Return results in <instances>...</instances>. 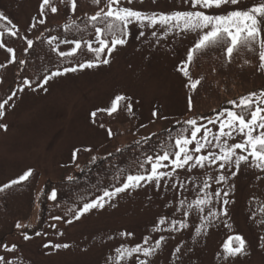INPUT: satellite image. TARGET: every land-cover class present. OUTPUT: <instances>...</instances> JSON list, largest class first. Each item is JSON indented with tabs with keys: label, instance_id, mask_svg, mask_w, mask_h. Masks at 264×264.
I'll use <instances>...</instances> for the list:
<instances>
[{
	"label": "rangeland",
	"instance_id": "rangeland-1",
	"mask_svg": "<svg viewBox=\"0 0 264 264\" xmlns=\"http://www.w3.org/2000/svg\"><path fill=\"white\" fill-rule=\"evenodd\" d=\"M41 2L0 0V13L7 17L0 23L8 21L7 25H15L23 38L31 39L30 26L33 17H40ZM259 2L238 0L237 5L219 9H192L190 2L185 3V0H133L131 4L121 0V5L147 13L202 10L209 15H223L231 10H246ZM67 4L68 0H65L64 6L61 5L63 11H69ZM154 30L156 36L151 35L153 29L134 22L126 30L127 43L117 46L109 64L54 77L44 85L47 92L37 85L17 92L10 102L14 107L6 106L5 115L0 119V123L7 125V131L0 130V185L18 178L30 168L39 172L40 183L46 179L69 178L73 151L77 147H99V151L106 154L127 141L139 140L162 130L185 115L189 101L177 65L186 60L198 34L173 30L165 36L159 25ZM142 31L143 36L140 35ZM92 33L94 35L89 38L94 40L95 31ZM57 44L60 51L74 47L60 43V39L52 43L54 47ZM6 48H0V65L11 59ZM94 59V54L84 50L78 61L69 67ZM19 87L24 86L20 84ZM33 88L37 90L33 91ZM118 94L130 98L138 128L128 136L110 138L105 127L92 123L90 114L96 109L109 108ZM154 111L158 113L156 117ZM208 127L217 131L213 125ZM241 139L237 136L229 142H240ZM208 151L218 149L209 147L202 154ZM229 168L236 171L234 164L226 165L223 170H218L217 165L203 169L196 167L191 171L178 169L176 176L161 181L159 189L153 183L119 193L103 208L91 209L71 223L52 218L37 231L41 235L28 234L29 240H24L22 234H12L3 245L15 244V251H6L2 245L0 256L10 264H138L137 256L146 259L148 264H264V212L261 211L264 207V171L242 162L238 173L232 176ZM161 170L170 171V168ZM221 173L228 178L226 182L216 183L215 178ZM205 180L211 187L202 192ZM174 183H182L184 187L174 188ZM217 190L222 194L229 192L224 197L230 201L226 206L228 214L212 219L197 235L196 227L204 223L201 216H206L209 208L219 211L222 204L213 198L204 213L192 209L185 217L180 201H185L183 208L186 209L198 195ZM35 219L36 216L27 224L33 225ZM161 219L165 223L160 224ZM179 221H186L188 227L181 229L179 223H175L173 230V222ZM122 232L132 235L121 236ZM235 235L245 239L248 254L224 259L222 245L228 236ZM160 237L164 240L151 257L133 254L130 259L117 261V248H132L138 244L154 247ZM46 244H67L68 247H45Z\"/></svg>",
	"mask_w": 264,
	"mask_h": 264
},
{
	"label": "snow or ice",
	"instance_id": "snow-or-ice-1",
	"mask_svg": "<svg viewBox=\"0 0 264 264\" xmlns=\"http://www.w3.org/2000/svg\"><path fill=\"white\" fill-rule=\"evenodd\" d=\"M65 0H61L64 3ZM143 2V0H140ZM155 2V0H153ZM191 4L192 9H212L221 8L226 5H237L238 0H185V3ZM70 4V10L74 15L77 11V0H68ZM94 5H99L101 0H92ZM128 4L133 3V0H127ZM50 9L52 14H56L58 9L52 6L51 0H42L39 5V18L33 17V20L43 25L46 23L47 16L45 10ZM85 17L88 22L92 23L95 29V39L82 41L78 39H64L60 40V43L74 45L68 51H60L59 44H57L53 51L62 57H73L78 50L82 49V44H85L87 51L94 54V60H86L82 63L76 64V66L65 67L62 71L51 72L50 75H45L42 78V83L37 85L38 88L47 92V88L44 87L49 80L54 77L62 76L67 73H74L78 70L86 68L97 67L99 64L107 65L110 63V56L117 46H123L127 43V29L129 25L138 23L144 28L153 29L152 36H156L157 32L154 30L157 25L160 26L166 36L173 30H179L182 33H197L198 39L194 44V47L189 48L185 61H181L177 65V71L181 72L184 77H190L189 65L193 62L194 53L202 52L208 48L221 49L229 62L233 58L234 52H256L258 48V69L264 72V0H260L255 6L246 10H231L223 15H209L202 10H188V11H173L171 13H147L141 10H134L130 7H124L121 5V0H106L104 7H100L95 14L88 16L85 13ZM0 19L7 20V17L3 13H0ZM10 23V22H9ZM37 23L31 24L30 27L35 28ZM97 23L104 25V27L97 26ZM72 25H76V21H72ZM72 25L64 24L65 31H71ZM78 28V25H77ZM13 29H16L13 31ZM6 33L11 36H16L18 28L12 25L10 28L5 29ZM4 33H0L3 35ZM145 33H140L143 36ZM59 40V37L52 36L47 42L51 45L54 41ZM33 40L27 39V47L24 49L27 53L33 47ZM94 44L97 46L94 47ZM0 48H5V44L0 42ZM6 51L11 54L9 63L16 62L15 49L7 47ZM247 63V61H245ZM21 65L25 64L24 60H20ZM0 65V67H6ZM24 87H19L12 90L9 95L0 101V119H3L5 115L6 106L14 107V97L17 96V92H23L25 87H31V81L28 78H24L21 81ZM200 84V80L191 81L190 87L196 89ZM36 91V88L32 89ZM129 101L126 104L129 115L132 114V104L130 98L124 95H116L111 101V106L104 109H96L90 115L93 118L92 123H96L98 113H107L111 116L120 110V102ZM228 104L233 106V109H222L217 111L214 118L201 117V120H206L207 123H200L197 119H187L177 132L176 137H169L171 140V151L168 150V146H161V151L156 154H146L144 160L140 161L139 167L142 172L128 173L123 178V182L119 186H114L110 191L107 188L103 189L102 195L97 196L90 202L83 204L82 208L75 213V218L79 219L81 215L87 213L94 208H103L105 203L113 199L117 194L125 192L130 189H137L147 184H155L157 189L161 185V181L166 178H172L177 175L178 169H187L191 171L193 168L199 167L201 169L217 165L218 170L225 169L226 165H235L236 171H232L229 168V172L232 176L238 173L242 162L249 163V166L264 171V90L259 93L251 92L246 96L239 98V101L230 100ZM189 110H192L191 99H189ZM158 113L153 112V116L156 117ZM166 118V117H165ZM208 125H213L217 128V131L213 132L212 128ZM100 127H104L100 124ZM143 127V126H142ZM0 130L7 131V125L0 123ZM108 135L111 138L114 133L109 128L107 129ZM203 133L202 135H200ZM239 136L242 139L240 142L230 143V140H235ZM211 137V138H210ZM147 139V138H146ZM194 145V147H190ZM218 149V151H208L207 154H202L206 148ZM239 150V152L237 151ZM81 151L80 148L74 149L73 161L77 159V154ZM83 151H91V148L85 147ZM117 151H120L117 149ZM111 155V153H109ZM95 162L96 158H92ZM168 162V163H165ZM147 165L148 167H145ZM170 168V171H163L161 169ZM33 174V169L26 170L18 178L9 181L3 185H0V192L11 188L13 185H17L23 181H26ZM227 176L223 173L219 174L215 178L216 183L226 182ZM69 179H72L69 177ZM209 179H212L209 177ZM172 187H181L184 185L172 184ZM211 185L207 180L203 183L204 189H209ZM229 192L217 190L214 193L204 192L203 196L198 195L196 199L187 204V208L183 206L185 201H180L182 210L185 217L189 215L190 210L195 209L198 213H204L205 208L212 204L213 198L222 204L219 211L209 208L206 216H201L204 221L199 227H196L195 231L199 235L202 229H206L212 222V219L218 218L220 215L227 216V205L230 203L227 197ZM49 200L56 201L58 199V193L56 189H52L50 195L47 197ZM264 212V207L261 209ZM55 219H61V217H55ZM71 223V221H68ZM264 222V221H262ZM160 224L165 223L164 219L159 221ZM175 223H179L181 229L187 228L188 223L186 221L173 222V230H175ZM15 227L20 229L24 227L19 222ZM23 239L29 240L31 237L27 233H23ZM36 235H41L40 232H36ZM121 236L132 235L131 233H120ZM164 237H160L156 240L154 247H142L136 245L132 248L120 247L116 249L117 261L130 259L133 254H142L144 257H151L155 254L156 249L161 246V241ZM147 243V239H145ZM68 247L67 244L63 245H48L45 247ZM6 251H15L16 245L13 244L10 247L3 245ZM264 247V246H262ZM223 258H234L236 256L247 255L246 241L241 235L228 236L227 240L222 245ZM180 251L179 248L176 249ZM138 264H148L146 259H139L137 256ZM0 264H10L6 261L4 256H0Z\"/></svg>",
	"mask_w": 264,
	"mask_h": 264
},
{
	"label": "trees",
	"instance_id": "trees-1",
	"mask_svg": "<svg viewBox=\"0 0 264 264\" xmlns=\"http://www.w3.org/2000/svg\"><path fill=\"white\" fill-rule=\"evenodd\" d=\"M105 3L106 0H101L99 5H94L92 0H77V11L73 15L70 9L69 11L61 9L63 5L61 0H51L52 6L57 7L58 11L52 14L50 9H46L47 20L43 25L32 20V24L37 23V26L30 28V38L34 44L27 53L24 51L27 40L20 33L16 36L8 35L5 31L11 27L7 25L8 21L6 24L0 23V33H4L0 35L1 42L5 47L14 48L16 54L15 63H9V60L5 63L6 67H0V101L22 84L24 78L31 81V86H36L42 83L45 75L76 63L80 53L87 50L85 44H82V49L73 57L62 58L53 51L54 45L47 41L52 36H57L60 40H92L89 37L94 35L92 31L95 29L92 23L87 21L85 13L88 16L93 15L100 7H104ZM67 5L70 8V4ZM39 18L41 17H37V20ZM73 20L76 21V25H72ZM0 21L5 22L2 19ZM66 23L72 25L71 31H65ZM97 26L104 27L99 23ZM20 60L26 63L21 65ZM258 65V48L256 52H234L230 62L225 53L218 48L210 47L202 52H195L188 70L191 81L199 79L200 84L196 89H192L189 77L182 74L186 97L188 101L191 99V111L188 106L180 120L142 139L125 142L117 148L120 151L115 149L105 154L99 151V147H77L81 151L73 161L72 179H46L40 183L39 172L33 169V174L26 181L0 192V246L7 237L15 233L34 235L52 218L61 217L60 220L63 222L73 221L75 213L83 204L102 195L103 189L111 191L114 186H119L123 182L124 176L128 173L142 172L139 163L144 160L146 154L159 153L162 145L168 146V150L171 151L169 137H176L182 125L187 127L184 125L185 120L212 117L216 115L213 109L217 111L233 109L228 101H239L240 97L251 92L259 93L264 90V72L258 69ZM4 83L7 84L2 87ZM96 124L99 126L103 124L106 129L110 128L114 133L112 137L128 136L138 128L137 119L133 111L129 115L125 101L120 103V110L111 116L103 112L98 113ZM85 147L91 148V151H83ZM93 157L96 158L95 162L92 160ZM52 189L57 190L56 201L47 198ZM35 216L34 224L28 225L27 222H31ZM17 222L24 227L17 229L15 227Z\"/></svg>",
	"mask_w": 264,
	"mask_h": 264
}]
</instances>
